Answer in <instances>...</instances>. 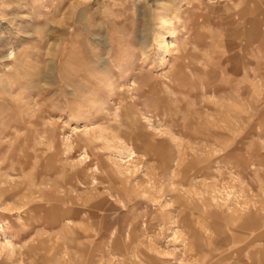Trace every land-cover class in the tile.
<instances>
[{"label": "rangeland", "instance_id": "obj_1", "mask_svg": "<svg viewBox=\"0 0 264 264\" xmlns=\"http://www.w3.org/2000/svg\"><path fill=\"white\" fill-rule=\"evenodd\" d=\"M0 264H264V0H0Z\"/></svg>", "mask_w": 264, "mask_h": 264}]
</instances>
